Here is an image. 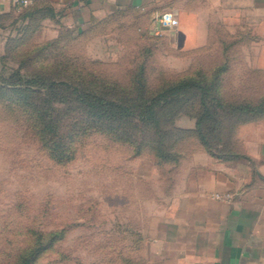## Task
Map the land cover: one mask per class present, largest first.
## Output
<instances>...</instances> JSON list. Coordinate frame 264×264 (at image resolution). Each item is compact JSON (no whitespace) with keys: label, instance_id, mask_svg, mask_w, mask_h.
<instances>
[{"label":"rangeland","instance_id":"obj_1","mask_svg":"<svg viewBox=\"0 0 264 264\" xmlns=\"http://www.w3.org/2000/svg\"><path fill=\"white\" fill-rule=\"evenodd\" d=\"M23 13L0 20V84L13 73L40 76L47 84L35 86L40 92L29 94L26 105L23 92L0 89V264H15L30 249L40 250L34 264H182V249L174 241L185 236L183 229L177 235L170 222L181 207L176 220L185 223L184 204L177 197L184 192L190 165L202 161L201 152L206 151L195 134L197 112L181 105L159 109L167 133L162 150L168 160L163 161L143 145L154 141L153 126L126 119L120 127L123 138L118 139L78 96L134 97L129 86L136 65L145 64L147 86L156 89L161 81L212 67L216 58L221 61L222 44L231 41L211 44L209 55L193 59L175 53L174 58L163 44L129 41L122 42L117 57L112 52L106 58L105 47L94 49L88 35H61L67 40L55 44L61 36H55L56 26L45 27V20L24 29L29 21ZM257 30L260 41L251 61L263 65V29ZM210 31L226 40L232 29L213 24ZM240 32L248 34L247 28ZM144 49L151 51L147 58ZM231 52L239 55L234 64L247 62L243 43ZM71 62L74 68L65 65ZM190 63L191 70L182 72ZM236 76H225L221 100L253 93L231 90L238 81L247 83L246 74ZM98 77L109 84L95 82ZM50 82L60 85L50 88ZM120 87L128 89L121 92ZM210 130L204 129L211 153L219 154ZM54 142L63 147L51 152Z\"/></svg>","mask_w":264,"mask_h":264},{"label":"crops","instance_id":"obj_2","mask_svg":"<svg viewBox=\"0 0 264 264\" xmlns=\"http://www.w3.org/2000/svg\"><path fill=\"white\" fill-rule=\"evenodd\" d=\"M39 5L54 11L55 17L45 19L44 26H56V37L88 35L94 49L105 47L106 58H111L112 52L117 57L123 50L122 42L129 41H147L155 47L163 44L169 53L186 59L203 58L204 53L209 55L211 44L231 41L230 45L222 44L221 61L216 58L212 67L199 69L212 71L226 60L228 69L223 79L230 74L237 78L247 75L248 84L233 82L237 86L231 90L253 93L221 103L262 106L263 113L218 112L221 125L215 145L219 154L203 150V160L190 165L184 175V192L177 197L184 204L186 221L181 226L176 220L179 207L170 227L177 235L183 229L184 240L174 241L182 249L178 255L182 264H264V64L253 65L251 61L260 41L257 29H263L264 44V0H39ZM33 6L34 0H28L27 6L0 0V20ZM165 12L176 15L178 29L158 39L153 34V21ZM213 24L232 29L226 40L223 35H213ZM241 28H247L248 34L241 33ZM241 43L248 49L247 62L237 60L234 64L232 60L239 55L231 50ZM187 67L182 72L191 70V63ZM225 85L223 81L221 90ZM257 91L263 94L253 96ZM213 194H229L232 198L221 203L211 197Z\"/></svg>","mask_w":264,"mask_h":264},{"label":"trees","instance_id":"obj_3","mask_svg":"<svg viewBox=\"0 0 264 264\" xmlns=\"http://www.w3.org/2000/svg\"><path fill=\"white\" fill-rule=\"evenodd\" d=\"M34 2L35 6L23 10L24 18L28 19L29 21L24 24V29L29 28V26L32 25V22H37V20L42 21L47 18L53 19L55 17V13L50 7H41L39 5V0H34ZM159 38H164V34L158 36V39ZM65 40L67 39H64V37L61 36L52 43L58 44L60 42H64ZM225 50L227 51L228 48ZM143 52L146 58L151 54L150 50L144 49ZM39 58L40 56L37 57V59ZM65 65H68V67H75L72 62ZM136 67V70L131 73L129 86V91L133 92L134 97L127 99L122 97L115 100L114 98H108V96L104 97V95L101 97L98 95H92V97L90 95H81L82 97L78 96L80 97L78 101L88 110L89 113H92L96 116L97 120L100 121L101 126L104 127V124H107L108 129L110 128L114 130V133L117 135L118 139L123 138V134L120 132V127L121 123L126 119L134 120L135 122H139L145 126H153L155 129L154 141L152 139L150 141L143 142V145H147L146 148L148 150H156V156L160 160H168L166 154L162 150L165 147L167 133L163 129L160 115L158 114L160 108H170L174 105H181L182 107H187L189 109L194 108L197 112L195 134L207 152L211 151V145L208 141V135H206L204 129L207 130L208 128L212 127V130H210L209 133L211 132L214 135L216 134L220 128V123L217 122L219 111L227 110L229 113H231L233 110H236L241 111L242 113H263L262 106L251 107L249 105H244L241 107H233L231 105L224 106L221 103V86L224 81L222 77L228 69V62L226 60L225 63L218 68L214 67L211 71V74H208L200 69L194 70L191 74L188 73L178 80L171 82L161 81L160 85L156 89H151L149 86H147L145 78V64L140 63L136 65ZM94 81L102 83L103 85L109 84L107 83L106 79L101 80L99 77L94 78ZM46 84L47 83L45 80L40 76L28 78L21 74L13 73L11 75L10 81L0 84V89L3 91L12 90V92L15 93L23 92L25 98L23 99L22 104L26 105V101L29 99V94H33L36 91L40 92V90H36L35 86ZM63 84L65 83H62L61 85ZM59 85L60 83L58 84L50 82V88ZM119 89L121 92H123L128 88L126 89L120 87ZM73 91L75 94L78 92L77 90ZM115 123L116 126L114 128L113 124ZM207 125H209V127ZM45 129L50 133V131H52L51 123H48ZM125 135L126 133H124V136ZM177 139H180V141L182 140V138ZM61 146L62 145L56 144V142H54L53 146L50 147L49 150L53 152L59 149ZM39 253V249H30L19 256L15 264H34Z\"/></svg>","mask_w":264,"mask_h":264},{"label":"built area","instance_id":"obj_4","mask_svg":"<svg viewBox=\"0 0 264 264\" xmlns=\"http://www.w3.org/2000/svg\"><path fill=\"white\" fill-rule=\"evenodd\" d=\"M15 3L20 6H27L28 0H15ZM154 30L155 36H161L166 33H173L178 29V20L173 12H165L154 18ZM212 198L221 203H227L231 200L229 194H214Z\"/></svg>","mask_w":264,"mask_h":264}]
</instances>
